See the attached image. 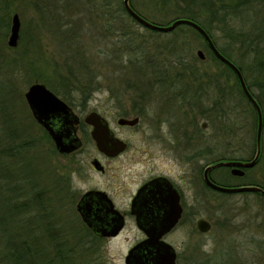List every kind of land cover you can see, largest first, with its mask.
<instances>
[{"label": "rangeland", "instance_id": "374dc122", "mask_svg": "<svg viewBox=\"0 0 264 264\" xmlns=\"http://www.w3.org/2000/svg\"><path fill=\"white\" fill-rule=\"evenodd\" d=\"M12 1L8 6H5L7 0H0V15L8 13L10 23L15 13L20 17L21 29L17 50L14 51L15 48H11L7 44L10 28L5 38V46L9 55L14 52L25 53L31 60V66L29 63L21 76L18 74L14 77L22 95L31 84L39 82L36 79H41L40 83L43 80L48 81L47 84L51 87L45 85L66 102L62 95L57 94L52 88L58 87L61 90L62 88L59 87L63 83L60 81V77L68 76V71L72 70L75 75H78V79L93 86L94 89L87 101H80V96L74 92L73 95L76 99L73 104L66 103L82 118L91 111L101 113L108 119L111 126L120 132L119 136L130 143L128 152L110 163L107 175H101L90 167L91 158L97 156L98 153L89 130L84 124L80 127L81 138L84 141L80 152L71 156L60 153L48 155L47 162L52 164L53 169L57 166L58 174L70 179L67 201L68 199L77 200L76 195L79 196L91 188L105 189L109 193L115 194L114 188L122 187L123 189L117 188V191L121 192L118 194L120 195L119 199L116 197V200L124 207L127 204L128 190L131 192L130 190L135 189L146 178L152 166L155 172L167 170L177 182L180 176L185 174L174 151L171 152L169 162L163 158L162 149L165 142L162 146H156L152 142L153 135L157 133V130L154 123L151 124L148 114L155 109V106H150V104L144 106L146 113L138 129L127 131L117 125L119 116L130 115L133 117L134 109L140 107V104L159 101L162 111L171 113V117H173L170 120L172 128L163 125L161 133L165 135L164 141L169 140L171 146L172 142H177L176 136L179 135V132L176 130L178 128L175 121L180 124L183 120L180 108L172 103V101H178L177 98H174L177 92L171 91V99L162 96L160 99H153L154 91L151 81L156 71L166 70V68L171 71V75L178 76L176 83H171L178 87L186 86L189 89H194L196 86H209L212 76L214 77L215 83L211 87H217L219 95L218 116L213 118L210 115H202L201 111L191 110L189 107L186 114L187 126H185V130L189 136L202 135L206 143L212 142L213 135L219 140L221 147L219 155L215 157L205 155L203 162L222 157L247 159L253 155L254 135L257 129L256 116L245 98L240 96L238 87L235 86L234 75L229 77L228 94L225 97L221 95L216 83L217 75H223L225 78L227 75L224 73L223 67L213 59L204 40L196 35L189 26L181 25L171 32L162 33L145 28L123 14L124 21L127 22L126 30L121 29L118 19L113 22L112 30L104 29L102 25L107 24L108 17L114 18L113 12L121 6L123 0H116L117 7L113 6L112 10L110 9L112 12L106 14L104 20L102 12L91 7V4L98 0H68L69 4H67V0ZM204 2L205 0H131L130 4L142 17L162 26L168 25L180 16L197 15L201 24L211 27L212 39L217 49L223 55L226 53L238 67L243 68L247 83H254L260 72L253 64L254 54L246 52L245 44L248 43L246 36L251 35L250 38L254 39L258 30L264 29L262 20L264 15L260 14L264 11L257 10L258 8L255 6L257 9L239 12L237 15L231 16L230 19L228 17L227 23H211L207 13L201 12L204 10ZM54 5L59 9L49 10ZM260 6H264V4H260ZM241 34L243 35L240 37ZM174 48L176 51L171 50ZM198 50L203 51L205 55L203 60L198 57ZM28 59L26 60L28 61ZM177 59L182 60L180 65L177 64ZM252 88V91L257 95L261 93L258 88ZM225 98L228 99V102L224 101ZM21 105L24 111L29 110L25 101ZM207 106L208 108L211 106V100ZM207 106L205 104V109ZM25 117L26 120L29 119L27 113H25ZM203 123H207L205 128L202 127ZM227 144H230L231 149L223 148L224 146L228 147ZM48 146L50 145L47 144ZM191 146L194 148L193 144L188 143L187 155L192 154ZM153 155L158 158L153 159ZM196 162L186 164L188 179L186 183H182V188L189 199L193 197L192 187L195 186L193 179L196 173L192 174L191 171L196 167L194 165ZM75 169L78 171H74ZM213 176L216 183L228 188L249 185L264 188V129L262 163L260 165L248 170L243 176H233L227 168L220 167L214 170ZM212 193L218 200L215 203L214 212L220 220H227L228 217L240 214L250 215V218L263 214L264 194L220 191H212ZM190 206L189 203L188 207L190 208ZM74 210L76 212L75 204ZM71 218L72 221L74 219L81 225L79 216L75 218V215H72ZM257 221L259 222V218ZM184 229L189 232L191 225L187 224ZM125 230L130 233L123 236L129 235L131 239L136 227L129 222ZM256 234L260 235L258 230ZM122 239L124 240V237ZM104 254L109 259L117 261L123 256L124 248L112 249ZM240 256L246 264H264V252L229 254L231 259L237 258L236 264H245L244 261L239 260ZM79 260L83 261V264H94L87 253ZM77 264H80V261Z\"/></svg>", "mask_w": 264, "mask_h": 264}, {"label": "flooded vegetation", "instance_id": "af4514ba", "mask_svg": "<svg viewBox=\"0 0 264 264\" xmlns=\"http://www.w3.org/2000/svg\"><path fill=\"white\" fill-rule=\"evenodd\" d=\"M250 1L251 0H228L227 4L231 6V12L239 13L257 8L259 11H264V6H260V4H257L256 2ZM216 4L217 6L215 7V10L221 11L223 9L221 2H216ZM255 6L257 8H255ZM250 36L251 35L246 36L248 41L251 40ZM209 50L211 51L210 48ZM211 53L213 54L212 51ZM238 68L242 73V68ZM259 74H264V72H260ZM234 75L237 77L235 72ZM243 78L249 92L261 109L263 119L260 154L254 166L242 168L245 175L248 170L253 169L262 163L264 101L260 94L257 95L252 91V87L255 86H250L244 75ZM171 83L172 82L167 83V81L164 82L157 78L153 79V99H160L161 96L170 98L172 94L171 91L177 92L174 98H177L178 101H172V103H174L176 107H179L182 113L183 120H181L180 124L179 122L176 123L174 119L178 128L176 130L179 132V135L176 136V141L179 142V144H177V142H172L173 145L171 146L169 140L164 141L165 135L164 133H161V131H163V125L172 128L170 120L173 119V117H171V113L162 111L159 101L143 103L142 105L140 104V107L134 109L135 114L133 117L130 115L119 116L117 119V125L122 130L127 131L138 129V127L141 126L140 123L146 113V108L144 106L149 104L150 106H155V109L148 114L151 124L153 122L154 127L156 126L155 129L157 130V133H154L153 135L152 142L153 144L155 143L156 146H162L163 142H165L162 149L163 158L169 162V160H171V152L174 151L175 157L177 161L182 164L185 174L180 176V179L177 182L175 178L173 179L171 177L167 170L163 169L162 171L155 172L152 166L149 169L146 178L143 181L141 180L142 182L139 183L135 189L130 190L131 192L128 190L127 204H125L124 207L116 200V197L119 199L120 195L118 194L121 192L117 191V188L123 189L122 187L114 188L115 194L109 193L105 189L91 188L85 190L79 196L76 195V198L78 197V199H75L74 201L76 211L79 203L89 205V223L91 222L92 224L90 223V226L88 223L84 222L77 211V214L82 223L86 226V229L76 233L77 236L75 235L73 237L72 244L74 247L84 244L85 252L90 256V259L94 264H161L160 260L165 253H175V264H236L235 260L237 258L235 257L231 259L229 254L236 252L242 254L245 252H264V210H262L263 214L252 216V218H250V215L246 216L240 214L228 217L229 219L227 220H220L219 216L214 212V206L218 200L212 193V191L217 190L209 186L204 179L206 168L217 162H249L256 157L258 149L257 109L242 90L248 101V105L254 109V114L256 116L257 129L256 134L254 135L255 146L253 155L247 159L239 157H222L204 163L203 159L205 155H209L210 157L219 155L221 148L219 140L213 135L212 142L206 143L204 136L202 135L189 136L185 130V126H187L186 114L189 107L191 110L197 109L199 112L201 111L202 115H210L213 118L217 117L219 113V95L217 87L196 86L194 89H189L186 86L178 87L176 85H171ZM210 100L211 106L208 108L207 104H209ZM205 104L207 106L206 109ZM71 109L78 117L77 123H74L72 127L75 129L76 135L81 141V146L70 154H60L71 156L81 151L84 146V141L81 138L80 127L84 124L89 130L90 137L94 142L98 153L97 156L91 158L90 167L93 171L98 172L101 175H107L110 163L118 160L128 152L130 148L129 141L120 137V132H117L115 128L111 126L108 119L98 112L107 121L111 134L115 138L126 143V148L118 154H112L114 152V150H112V148H114L112 142L105 145L111 151L108 152L110 154L100 151L91 135L93 126L84 122L87 114L82 118L73 108ZM120 118H138V122L132 126L120 125L118 124ZM203 124L207 125V123ZM188 143L194 145V148L191 146L192 149H190L192 153L191 155H187ZM227 146L228 147L224 146L223 148L231 149L230 144H227ZM152 158H158V156L154 157L153 155ZM194 161H197L194 164L196 167L191 173H196L193 179L195 186L192 187L193 197L189 199L182 188V183H186V180L188 179L186 164L188 162L189 164H193ZM223 167L227 168L228 172L232 175V167ZM77 169L74 171L79 170ZM215 169L217 168L209 171L208 177L212 183L219 185L216 183V179L213 176ZM172 193L178 199V204L181 207V214L173 226H168L165 219L168 217V212H170L169 205L171 204L170 197ZM189 203L191 204L190 208L188 207ZM205 212L206 214H204ZM257 218H259V222L257 221ZM200 220H205L208 223V230H202L199 228L198 222ZM129 222L133 223L136 227L131 239L129 238V235L123 236L126 233H130L128 230H125ZM257 222L258 224H256ZM120 223L122 224V227L117 230ZM187 224L191 225V230L189 232L184 229ZM257 230L259 231V236L256 234ZM123 237L124 240L122 239ZM116 248H124V254L121 259L116 261L105 256V252L109 250L112 251V249L114 250ZM239 260H241V256L239 257ZM243 261L244 260H241V262ZM243 263L246 264L245 261Z\"/></svg>", "mask_w": 264, "mask_h": 264}, {"label": "trees", "instance_id": "16d2710c", "mask_svg": "<svg viewBox=\"0 0 264 264\" xmlns=\"http://www.w3.org/2000/svg\"><path fill=\"white\" fill-rule=\"evenodd\" d=\"M10 1L13 2L7 0L5 6H8ZM226 1L228 0H205L204 10L201 12L207 13L211 23H227L231 16L237 15L238 12H231V6ZM216 2H221L223 6L221 11L215 10ZM250 2L264 4V0ZM69 3L67 0V4ZM115 5L117 7L116 0H98L92 3L91 7L102 12L104 20L105 15L111 13ZM58 9L56 5L49 8L51 11ZM7 14L0 15V264H77L78 261L83 264V261L79 259L86 253L84 244L74 247L72 239L80 230H85L86 226L81 220V225L74 219L72 221L71 216L75 215L76 218L78 214L74 210V201L66 199L68 184H70L69 177H61L57 171L58 167L53 169L52 164L47 162L48 155L59 154L51 137L33 119L29 110L24 111L21 105L23 101L26 103V100L19 91L14 77L18 74L21 76L29 63L30 66L32 63L25 53L14 52L11 55L7 53L5 38L11 25L10 16ZM113 14L114 18L108 17L107 24L102 25L104 29L112 30L113 22L118 19L121 29L126 30L127 22L124 21L123 14L136 22L127 13L123 3L114 10ZM260 14L264 15V13ZM179 18L195 21L212 39L211 27L201 24L197 15L180 16L176 19ZM262 20L264 22V18ZM189 28L208 46L204 37L196 29L191 26ZM239 36L241 37L242 34ZM245 47L246 52L254 54L253 64L257 66L258 71L264 72V29L258 30V34L254 39L249 40ZM16 50L17 48L14 49ZM171 50L176 51V48ZM224 55L230 59L226 53ZM212 57L219 66L223 67L227 75L225 78L218 74L216 79L218 89L225 97L230 88L229 77L234 75V72L215 55L212 54ZM176 62L180 65L182 60L177 59ZM243 71L242 68V73ZM170 72L168 68L156 71L153 79L176 83L178 76L175 77ZM68 74V76L60 77L63 83L59 87L62 88L61 90L58 87L52 89L62 95L70 105L76 99L74 92L80 96V101H87L94 87L78 79V75H75L72 70L68 71ZM234 77L240 96L247 101L237 77L235 75ZM213 78L212 76L210 87L215 83ZM42 83L48 85L49 82L43 80ZM249 85L260 90V96L264 101V74H259L256 81ZM48 86L51 87V85ZM224 101L228 102V99L225 98ZM252 110L255 112L253 108ZM25 113L29 116L28 120ZM46 143L50 146L47 147Z\"/></svg>", "mask_w": 264, "mask_h": 264}, {"label": "water", "instance_id": "95a60500", "mask_svg": "<svg viewBox=\"0 0 264 264\" xmlns=\"http://www.w3.org/2000/svg\"><path fill=\"white\" fill-rule=\"evenodd\" d=\"M123 6L127 13L135 19L138 24L144 26L153 31L167 33L173 31L175 28L181 25H188L196 29L205 39L209 48L213 52V54L224 64L228 65L237 75V78L240 82L242 90L244 94L252 101L255 108L258 112V130H257V155L256 157L249 162H240V161H220L215 163L212 166H209L205 170L204 179L205 182L214 188L217 191L224 193H240V192H257L260 194H264V188L257 185H249V186H241L236 188H228L221 185H217L212 183L209 180L208 173L210 170L219 167H232L231 173L234 176H243L244 170L242 168H249L254 166L256 163L259 154H260V142H261V134L263 128V119L262 112L255 101L251 93L249 92L246 82L243 78V75L239 68L230 61L226 56H224L216 47L214 42L212 41L209 34L206 30L196 23L193 20L186 18L175 19L168 25H157L154 24L140 14H138L131 6L130 0H123ZM20 29H21V21L20 17L17 13L12 16L11 25H10V34L8 37L7 44L11 48H16L18 46L19 37H20ZM198 57L203 60L205 55L202 50L197 51ZM24 97L26 103L31 111L33 118L36 122L42 126L51 137L57 151L61 154H70L76 151L81 146V141L79 137L76 135L75 129H73L74 123H77L78 117L74 114L71 107L62 100L59 96H57L53 91H51L45 84L40 82H35L31 84L27 91L24 93ZM84 122L93 126V130L91 132L93 140L96 142L97 147L100 151L110 154L111 152L105 145L109 142L114 144V152L112 154H118L122 152L126 148V143L122 140L115 138L109 129L107 121L96 111H92L86 115ZM138 122V118L135 119H125L120 118L118 120V124L120 125H135ZM203 127H206V124H203ZM96 165V164H95ZM175 191V190H174ZM171 204L170 212H168V217L165 219L166 224L168 226H173L181 214V207L178 204V199L171 194ZM77 211L80 214L81 218L84 222L89 223V205L87 204H78ZM208 223L205 220H200L198 222L199 228L202 230H208ZM122 224L117 227V230L121 229ZM161 264H175V253H165L162 255V259L160 260Z\"/></svg>", "mask_w": 264, "mask_h": 264}]
</instances>
